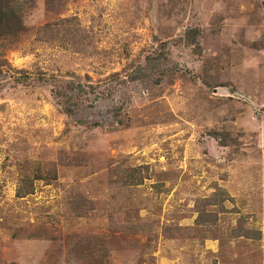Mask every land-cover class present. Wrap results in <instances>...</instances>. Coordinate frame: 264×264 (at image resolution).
I'll return each mask as SVG.
<instances>
[{"label": "rangeland", "instance_id": "374dc122", "mask_svg": "<svg viewBox=\"0 0 264 264\" xmlns=\"http://www.w3.org/2000/svg\"><path fill=\"white\" fill-rule=\"evenodd\" d=\"M10 3L0 264H264V0Z\"/></svg>", "mask_w": 264, "mask_h": 264}, {"label": "trees", "instance_id": "16d2710c", "mask_svg": "<svg viewBox=\"0 0 264 264\" xmlns=\"http://www.w3.org/2000/svg\"><path fill=\"white\" fill-rule=\"evenodd\" d=\"M10 4V0H0V31L18 21V15Z\"/></svg>", "mask_w": 264, "mask_h": 264}]
</instances>
